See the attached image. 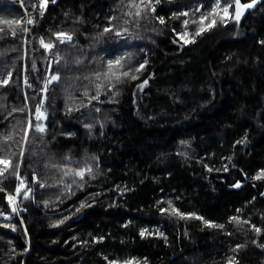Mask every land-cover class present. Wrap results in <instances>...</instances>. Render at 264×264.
I'll return each mask as SVG.
<instances>
[{
	"label": "trees",
	"instance_id": "16d2710c",
	"mask_svg": "<svg viewBox=\"0 0 264 264\" xmlns=\"http://www.w3.org/2000/svg\"><path fill=\"white\" fill-rule=\"evenodd\" d=\"M215 1L0 0V264H264V0Z\"/></svg>",
	"mask_w": 264,
	"mask_h": 264
},
{
	"label": "snow or ice",
	"instance_id": "6c2138e0",
	"mask_svg": "<svg viewBox=\"0 0 264 264\" xmlns=\"http://www.w3.org/2000/svg\"><path fill=\"white\" fill-rule=\"evenodd\" d=\"M142 2H143V0H142ZM148 2L150 3V0H148ZM253 2H255V0H253ZM46 3H47V0H41V7H44V5H45ZM252 6H253L252 4H246V5L241 6L240 0H235V13H236V14H235V19H236L237 21L239 20L240 15H241V12H242V7H243V8H250V7H252ZM136 7H139V5H137ZM229 7H230V6H225V7L223 8V18H227V17L229 16ZM215 14H216V9H213V13H212V15H215ZM136 15H141V12H140V11H137ZM205 20H207V17H201L200 23L203 25ZM3 23L11 25V24L13 23V21H11V20H6V21H3ZM15 23L19 24L20 21H16ZM27 23H28V24H31V23H33V21H32V20H28ZM161 23H163L162 20H161ZM186 23H187V22H186ZM215 23H216V21H215V19H213V20H212L210 23H208L206 26L200 27V28L197 30L196 35L199 36V35H201L204 31H207L208 29L214 27V26H215ZM27 30H28L27 28H24V29H23V31H27ZM105 31H106V32H107V31H110V29L106 28ZM14 34H15V33H14ZM116 34H117V35H120L119 32H117ZM184 36H187V33H185ZM181 38H183V37H181ZM57 39L60 40L61 43H63L64 40H71V36L68 35V34L58 33V34H57ZM188 42H194V41H188V40H185V43H188ZM41 44H42V46H43L45 49H52L53 46H54V45L51 44V43H47V44H45V43L43 42V40L41 41ZM122 59H123V58H119V59H117V60L114 62V64H115V65H120V66L122 67V64H121V60H122ZM112 67H113V62L110 61V62H109V69H110V71L112 70ZM143 67H144V65L141 64V65H140V68L137 69V71H139V70L142 69ZM122 75H124V76H128L129 73H128V72H123ZM131 78H132V79H135L136 77L133 76V77H131ZM57 80H58V76H57V75H52V76L50 77V80L48 81V83H52V82L57 81ZM7 82H8L7 80H4V81H3V83H5V84H7ZM145 83H147V81H145ZM97 87H99V85H98ZM141 87H142V86H141ZM46 88H47V85H45V90H46ZM94 98H95V97H94ZM41 118H42V114L40 113V109L38 108V109H37L36 119L39 120V119H41ZM28 127H29V128L32 127V123H31V121H29V126H28ZM44 130H45L44 127H42V126H40V125H37V126H36V131H38V132H44ZM27 134H28V132H27V129H26V130H25V137L27 136ZM0 165H3V166H4L3 171H7L8 168L11 166V161H10V160H5V159H0ZM85 172L91 174L92 169H91V168L81 169V170H79L78 172H76L75 175L79 176L80 179L83 180L84 175H85ZM0 174H2V171H0ZM69 174H71V170H70L69 172H65V175H69ZM256 178L258 179V178H260V177H256ZM33 181H34V182L37 181V177H36L35 175L33 176ZM40 186H41V187H44L45 185H44V184H41ZM23 187H24V184H23V181H22V182H21V186L18 187V188L16 189L17 194H20V192H21V190H22ZM236 187H239V184H237ZM29 192H30V189H29ZM29 192H24V196H25V198L28 197ZM8 200H9V203H13V202H14V198H13L12 196H9V197H8ZM84 206H85L84 204L81 205V207H84ZM170 207H172L171 204H170ZM12 211L15 212V211H16V208H13ZM77 211H79V209H77ZM160 211H161V213H164V212L167 211V209H163V208H162V209H160ZM238 211H239V210H238ZM172 212L175 213L177 216H179V217L182 218V219H183V218H186V217H191V216L194 215V214H184V213H181V212H179L178 209H176V208H174V207H172ZM195 218H196V219H202V218L199 217V216H196ZM232 219H235V218H232ZM61 223H63V221H61ZM205 223L208 224L210 227H222V225H212V224H210V223L207 222V221H205ZM254 230H255L258 234L261 232V229H260V228H254ZM144 234H145V233L142 231V232H141V236H144ZM253 243H255V241H253ZM236 247H237V249H238V248L241 247V246H240V245H237ZM261 247H264V245H261ZM112 264H115V262H112ZM125 264H132V261H126ZM230 264H231V262H230Z\"/></svg>",
	"mask_w": 264,
	"mask_h": 264
},
{
	"label": "rangeland",
	"instance_id": "374dc122",
	"mask_svg": "<svg viewBox=\"0 0 264 264\" xmlns=\"http://www.w3.org/2000/svg\"><path fill=\"white\" fill-rule=\"evenodd\" d=\"M21 3V2H20ZM39 5L41 6V2H39ZM225 6H227V4H223L222 2H220V1H218V0H216L215 1V3L212 5V7H211V9L207 12V14L206 15H203V16H199V17H197L194 21H196V24H195V26H196V30H198L200 27H203V26H206L208 23H210L213 19H215V18H223V8L225 7ZM213 9H216V14L215 15H212V13H213ZM183 13L186 15L187 13H185V11H183ZM201 17H207V20H205L204 21V24L202 25L201 23H200V20H201ZM27 19L26 18H24V26H25V28H27L28 27V23H27ZM187 22V19H186V21H184V23H183V25H185L186 27H185V32L183 33V35L185 34V33H187V36H186V39L185 40H189L190 39V35L192 34V32H191V30H190V28H189V26H188V23H186ZM183 35H182V37H183ZM185 38V37H184ZM183 39V38H182ZM50 77L51 76H49V75H47L46 76V84H50V83H48V81L50 80ZM55 82V81H54ZM40 113L42 114V118L41 119H37L38 121H39V123H37L36 124V126L37 125H40V126H42V127H44V121H45V115L43 114V112L42 111H40ZM37 115V114H36ZM36 126L34 127V130L36 131ZM41 133V132H40ZM0 159H2V158H0ZM3 169H4V166L3 165H0V170L2 171V175L4 174V172L5 171H3ZM0 177H2V176H0ZM21 186V182H20V184H19V186L18 187H20ZM24 188V187H23ZM23 188H22V190H23ZM10 205V204H9ZM14 213H16V212H14Z\"/></svg>",
	"mask_w": 264,
	"mask_h": 264
},
{
	"label": "built area",
	"instance_id": "2783aa9c",
	"mask_svg": "<svg viewBox=\"0 0 264 264\" xmlns=\"http://www.w3.org/2000/svg\"><path fill=\"white\" fill-rule=\"evenodd\" d=\"M1 171V170H0ZM0 176H2V174H0ZM16 189L17 188H15V190L14 191H12L11 193H9L8 194V197L9 196H12L13 198H14V202L13 203H9L10 204V207H11V209H13V208H16V213H17V207H16V199H17V192H16ZM5 218V217H4Z\"/></svg>",
	"mask_w": 264,
	"mask_h": 264
},
{
	"label": "water",
	"instance_id": "95a60500",
	"mask_svg": "<svg viewBox=\"0 0 264 264\" xmlns=\"http://www.w3.org/2000/svg\"><path fill=\"white\" fill-rule=\"evenodd\" d=\"M260 1H262V0H255V2H251V3H249V4H252V5H253V6L250 7V8H253L254 6H256ZM56 2H57V0H52L51 4H54V3H56ZM245 9H247V8H245Z\"/></svg>",
	"mask_w": 264,
	"mask_h": 264
}]
</instances>
